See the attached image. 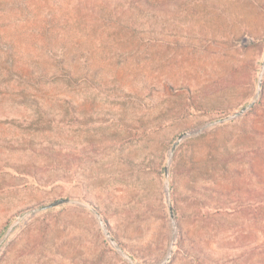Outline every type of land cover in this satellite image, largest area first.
I'll use <instances>...</instances> for the list:
<instances>
[{"label":"rangeland","instance_id":"obj_1","mask_svg":"<svg viewBox=\"0 0 264 264\" xmlns=\"http://www.w3.org/2000/svg\"><path fill=\"white\" fill-rule=\"evenodd\" d=\"M170 246L264 264V0H0V264Z\"/></svg>","mask_w":264,"mask_h":264},{"label":"water","instance_id":"obj_2","mask_svg":"<svg viewBox=\"0 0 264 264\" xmlns=\"http://www.w3.org/2000/svg\"><path fill=\"white\" fill-rule=\"evenodd\" d=\"M253 104H254V101L251 102L248 106H244L240 111H238V112L236 113V116H239V115L243 114L245 111L248 110V108H250L251 106H253ZM227 118H228V117H226V118H220V119H218V121H216V122H208V123H206V124L200 129V130H197V131L194 132V133H198V132H200L201 130H205V129H207L208 127L212 126V124H214V123H218V122H222V121L226 120ZM190 134H191V133H183V134L180 135V138L182 139V138L188 137ZM177 144H178V141L175 142V144H174V146H173V149H175V147H176ZM167 171H168V168H166V172H167ZM167 195H168V198H170V190H169V188L167 189ZM68 200H69V198H61V199L55 200L54 202L50 203L49 205H47V206H45V207H51V206H54V205H57V204H60V203L66 202V201H68ZM170 215H171V217H174V216H175L174 209H173V205H170ZM174 235H175V234H174ZM173 238H174V236H173ZM110 240H111L112 242H115V239H114L112 236H110ZM121 251L123 252L122 249H121ZM171 251H172V246L169 247V250H168V254H167V256H166L161 262H159V264H163L165 261L169 260V254L171 253ZM123 253H124V252H123Z\"/></svg>","mask_w":264,"mask_h":264},{"label":"trees","instance_id":"obj_3","mask_svg":"<svg viewBox=\"0 0 264 264\" xmlns=\"http://www.w3.org/2000/svg\"><path fill=\"white\" fill-rule=\"evenodd\" d=\"M196 200H198V202L200 204H204V199L203 198H199L198 196H196ZM218 209H221V208H218Z\"/></svg>","mask_w":264,"mask_h":264}]
</instances>
